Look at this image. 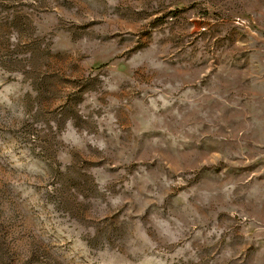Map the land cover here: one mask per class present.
I'll list each match as a JSON object with an SVG mask.
<instances>
[{
    "label": "rangeland",
    "instance_id": "rangeland-1",
    "mask_svg": "<svg viewBox=\"0 0 264 264\" xmlns=\"http://www.w3.org/2000/svg\"><path fill=\"white\" fill-rule=\"evenodd\" d=\"M0 264H264V0H0Z\"/></svg>",
    "mask_w": 264,
    "mask_h": 264
}]
</instances>
